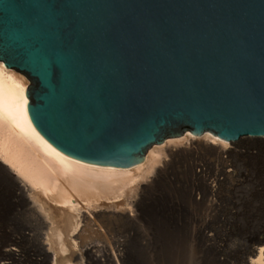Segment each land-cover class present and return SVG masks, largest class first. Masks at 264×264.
<instances>
[{
    "label": "water",
    "instance_id": "95a60500",
    "mask_svg": "<svg viewBox=\"0 0 264 264\" xmlns=\"http://www.w3.org/2000/svg\"><path fill=\"white\" fill-rule=\"evenodd\" d=\"M0 62L81 162L132 167L188 131L264 138V0H0Z\"/></svg>",
    "mask_w": 264,
    "mask_h": 264
},
{
    "label": "bare ground",
    "instance_id": "6f19581e",
    "mask_svg": "<svg viewBox=\"0 0 264 264\" xmlns=\"http://www.w3.org/2000/svg\"><path fill=\"white\" fill-rule=\"evenodd\" d=\"M28 87L21 73L0 62V195L8 194L16 211L40 223L38 237L27 238L45 264H136L128 246L131 229L140 230L144 197L173 165L199 154L224 159L230 145L253 140L231 143L188 131L153 146L135 166L92 165L59 151L37 131L27 114ZM256 141L264 147V138ZM192 173L206 177L202 167ZM205 183L215 195L214 181ZM193 200L202 204L205 195ZM258 245L250 262L240 264H264V245ZM15 248L7 254L16 255Z\"/></svg>",
    "mask_w": 264,
    "mask_h": 264
},
{
    "label": "rangeland",
    "instance_id": "374dc122",
    "mask_svg": "<svg viewBox=\"0 0 264 264\" xmlns=\"http://www.w3.org/2000/svg\"><path fill=\"white\" fill-rule=\"evenodd\" d=\"M259 144L244 140L230 145L224 159L199 154L175 163L141 203L140 230L131 229L128 240L135 263L250 262L252 250L264 245V147ZM194 167H202L206 177L195 176ZM206 178L214 181L213 196ZM197 194L205 195L202 204L194 202ZM7 195H0V264H45L35 241L27 238L38 237L40 223L16 211ZM10 248L16 255L7 254Z\"/></svg>",
    "mask_w": 264,
    "mask_h": 264
}]
</instances>
